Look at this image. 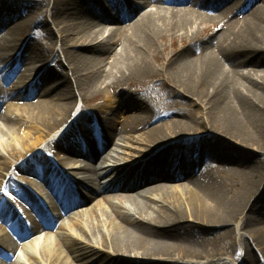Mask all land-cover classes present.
I'll return each mask as SVG.
<instances>
[{
    "label": "bare ground",
    "instance_id": "obj_1",
    "mask_svg": "<svg viewBox=\"0 0 264 264\" xmlns=\"http://www.w3.org/2000/svg\"><path fill=\"white\" fill-rule=\"evenodd\" d=\"M132 1H52L67 77L41 44L7 25L2 6L12 12L18 3L0 2V222L10 227L0 229V258L7 264L20 250L12 264H234L215 246L231 240L230 227L242 219L243 264H264L263 182L253 155L233 157L230 147L258 148L264 128V0L197 58L183 49L160 57L159 44L211 21L184 4L212 12L230 0ZM160 1L173 10L146 11ZM48 3H26L34 9L23 24L38 25ZM73 8L87 20L81 30ZM110 25L117 27L99 42ZM163 75L182 91L173 90L172 106L199 104L202 113L173 119L126 93L121 102L107 98L111 106L101 105L94 122L86 109L74 113L79 95L100 99L104 87L114 92L116 84ZM115 142L123 156L109 152ZM23 183L30 190L18 193Z\"/></svg>",
    "mask_w": 264,
    "mask_h": 264
},
{
    "label": "rangeland",
    "instance_id": "obj_2",
    "mask_svg": "<svg viewBox=\"0 0 264 264\" xmlns=\"http://www.w3.org/2000/svg\"><path fill=\"white\" fill-rule=\"evenodd\" d=\"M1 1H7V0H0ZM18 4L14 7L15 9L7 11L5 8L3 9L2 6V17L6 19L8 26H14L19 29L21 32V37H29L31 43H39L41 46L48 51V55L50 56V61H53L54 65L56 66L57 71L61 75H65L64 77H67L69 75L68 73V55L64 53L61 49L60 44V35L57 32L56 25L53 22V7H52V1L49 0L48 5L43 7V10L45 11V17L43 20L39 21V24L34 27L25 26L23 24V21L25 19V16L28 15L34 8L27 6L26 3H33V2H41L43 0H14ZM72 0H58L60 4H63L64 2H70ZM141 0L138 1H132L133 4L141 3ZM161 2V1H160ZM234 0H230L223 4L220 8H217L216 10H213L212 12H206L200 8H197L198 5L195 4H184L182 7H180L183 10H190L195 15H200L205 17L206 19H210L211 21L207 24L200 25L199 23H195L192 25V28L188 31L186 35L178 34L174 40L171 38H166L164 42H161L159 44V49L165 48V51L160 54V57H165L168 54H173L175 51L179 52L181 49L183 50H189L192 52V55L194 58H197L198 56L202 55L206 49L212 45V42L221 35L224 31L228 30L232 27L233 22L241 21L242 23L247 20V15L254 9L262 6V0H242L240 1V5L234 3ZM25 4V5H24ZM59 4V5H60ZM235 4V5H234ZM237 5V6H236ZM61 6V5H60ZM149 6V7H148ZM146 11L151 10H158L162 9L165 11H172L173 6L168 5L164 2L161 3H150L148 5ZM62 7V6H61ZM107 7L111 10L108 3H106V9ZM229 7V12L234 14L230 18V14L226 15V8ZM240 9H244L243 12L238 13ZM76 14L75 17V23L79 25L78 30H81L85 25L87 20L83 18L79 11H75L74 8L72 9ZM144 12V10H143ZM142 12V13H143ZM141 13V15H142ZM139 18V17H138ZM246 19V20H244ZM72 23V21H70ZM131 24L124 23L122 26L127 27ZM7 26V27H8ZM117 27V25H110L108 29L104 31V33L99 37V42L104 41L108 39V36L111 33V30ZM235 27V25H234ZM48 30H51L53 32V36H51L48 32ZM2 36V35H1ZM120 39V38H118ZM122 49V45H119L118 47L111 50L113 53L120 52ZM107 62H112V55H109L107 57ZM91 66H94V62H89ZM154 66L161 70L162 67L157 62L153 61ZM250 71V69H244L243 72L246 74ZM1 74L3 73V70L0 69ZM39 75L41 73H38ZM69 77V76H68ZM258 81H261L259 78H257ZM12 81L11 83H13ZM112 81H108L107 83H111ZM12 85V84H11ZM116 89L113 91L103 88V95L104 97L100 99H92L90 101H87L83 99V95H79L76 100V108L74 113L80 112L82 109H86L91 113V118L88 119L90 122H94L97 118V110L98 108L106 104L107 106H111L109 102L107 101V98L110 97V100H116L121 102L122 97L126 98L129 95H137L141 96V100L150 108L155 111H158L159 113L163 114L165 112H169V115L173 119H183V115H188V113L185 110H188L190 112L195 113H202L201 106L193 105L191 103L190 105H183L179 104L178 106H172L173 103L178 101V95L173 90H176L178 93L182 92L180 87H178V84L174 83L173 80H168L167 75H163L161 77L157 76H149L145 77L144 79L134 81L132 83L124 82L122 84H116L114 85ZM77 94H79L77 92ZM120 104V103H119ZM185 112H184V111ZM77 112V113H78ZM73 113V114H74ZM137 114L136 110L133 111H126L123 114V117L133 116ZM204 115V113H203ZM86 122V121H85ZM93 123H88L87 125H91ZM82 126V123L78 124V127L80 128ZM201 131V130H200ZM100 135L102 134V131H99ZM201 133L198 132L194 135L195 137L200 136ZM260 137V145L258 148H246V147H240L236 143H230V147L233 148L232 156L234 157L236 154L239 155H246V154H252L254 157V165L256 166V172H257V180H262L263 186H264V128L259 133ZM97 139L92 140L91 144L94 146H97ZM109 152H111L116 157L123 156L122 152H126L123 150L122 143L115 142ZM142 156H145L142 155ZM151 157V156H150ZM150 157H147L149 159ZM88 162L84 159H81L79 165H87ZM120 164H123V162H120ZM234 168V167H232ZM239 171L238 169H235ZM112 175V174H110ZM80 175H76V178H80ZM243 176H238V181L242 179ZM16 180H21V178L16 177ZM7 181V180H6ZM116 179H109L106 184L108 183H115ZM133 182V181H132ZM17 192L20 193L23 189L30 190V186L23 183V186H18ZM120 192L115 193L116 195H119ZM114 195V194H113ZM260 195V193L258 194ZM257 195V196H258ZM106 196H110V194L103 195L102 197L105 198ZM255 196L254 199L257 198ZM101 197V198H102ZM52 200L56 203V199L52 197ZM2 202L9 203V205L15 207V211H17L18 214V207L14 205L13 200H11L9 197L4 196L1 197ZM128 207H130L128 205ZM20 213V212H19ZM65 220V218H62L59 222L62 223V221ZM12 225H16V220H13ZM10 224V226H12ZM20 227V225L18 226ZM9 226L5 225L4 223L0 222V229H8ZM21 228V227H20ZM230 228H234L236 231L233 234V238L231 240L227 239H221L218 244L215 246V250L221 254L223 259L227 261H231L234 264H243V256L246 252V249L244 248V242L247 243V238H245V231H244V223L243 220L240 219L234 225H232ZM221 228H219L220 230ZM44 233L40 232L37 236H43ZM21 254L20 250H18L13 257L7 262V264H12L17 256ZM0 264H6L3 262V260L0 258Z\"/></svg>",
    "mask_w": 264,
    "mask_h": 264
}]
</instances>
